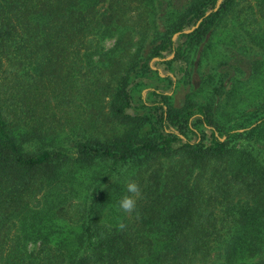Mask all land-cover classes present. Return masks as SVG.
<instances>
[{
    "label": "trees",
    "instance_id": "trees-1",
    "mask_svg": "<svg viewBox=\"0 0 264 264\" xmlns=\"http://www.w3.org/2000/svg\"><path fill=\"white\" fill-rule=\"evenodd\" d=\"M106 37L104 73L93 58ZM219 43L248 60L260 103L240 112L235 84L221 103L218 75L180 108L157 91L162 103L134 108L133 91L159 77L150 61L171 49L189 76L225 59ZM103 101L101 123L60 140L67 111L97 115ZM253 138L264 140V0H0V264H264V165L231 145ZM129 182L139 195L124 212Z\"/></svg>",
    "mask_w": 264,
    "mask_h": 264
},
{
    "label": "rangeland",
    "instance_id": "rangeland-1",
    "mask_svg": "<svg viewBox=\"0 0 264 264\" xmlns=\"http://www.w3.org/2000/svg\"><path fill=\"white\" fill-rule=\"evenodd\" d=\"M185 4V3H184ZM104 7H106V4H104ZM194 28L192 26H189V28H186L183 32V35H176L174 36V41L176 45L179 42H184L187 38L185 37L188 35ZM185 34V35H184ZM219 38L221 36H218ZM127 39H132V44L135 45V47L132 48L129 47V43L127 44L128 49H126V52H132L134 53L136 50V46L138 45L139 38L138 37H127ZM217 40V39H215ZM101 47V56L98 59L97 56L93 58L94 64H97L101 72H106V70H114L111 61H114L115 55L111 53V50L114 48V44L116 41V37H106L104 39L98 40ZM218 41V40H217ZM217 43L216 41H214ZM231 42H228L230 44ZM238 45H241L239 41L237 42ZM214 44V43H213ZM126 45V44H125ZM217 50L221 53L220 55L224 57V60H220L218 57H212L210 56L207 60H205L203 63V66H198L197 64H194L192 66L191 71H193L189 76L186 74L184 76V72H177V65H179L178 60H174V55L171 52V49L166 50L163 52V58L161 59H153L150 61V68L152 71H156L158 73L157 77L156 75L152 76L150 79H146L143 81V86L138 87L137 90H134L132 93L133 96V106L134 108H138L141 106V99L143 98L148 104H154V103H162V96L156 94L155 91L161 93L162 95H168L169 96V102L172 104V106L180 108L182 107L187 98L190 94L196 93L195 91H198L199 85L202 83V81L207 80L208 78H211L212 81L220 80L221 76H225V80L221 84L223 86V94L220 97V101L227 102V93L231 90V87L237 85V88H240L243 92L242 95L240 94H234L233 96V102L240 104L241 108L239 109L241 111L247 110L248 106L257 101V103H260L262 100L261 98H258V96L253 95L252 91H249L248 86L246 84V78L249 76V70H248V64L246 61H248L246 58H240L238 56H234V51L230 50L228 48L221 47L220 43L219 46L217 45ZM232 51V52H231ZM218 53V52H217ZM120 53L117 54L119 57ZM198 59V58H197ZM243 59V60H242ZM129 58L125 57V55L122 58L121 63L127 64L129 63ZM241 63L242 71H235V66ZM227 75V76H226ZM250 85V84H249ZM200 95V94H199ZM209 95H207L206 92L204 94L200 95L199 97L195 98V103H204L207 102V98ZM209 101V100H208ZM88 106L92 104V102L89 100ZM227 106V110H230L232 108V104ZM93 109L96 111L97 115H91L90 112L86 111L87 114H83L80 116H77L73 111H67V115L65 116L66 122L64 120L62 121L63 124L60 128L59 138L60 140L64 141L66 137V132H70L73 128L74 130H79L82 125L87 121H96L97 124L101 123L103 120V114L107 113V103L103 101L102 103L96 104ZM143 110V109H142ZM141 111V110H140ZM154 111H156L154 109ZM157 113H161V111H156ZM135 113H139L136 112ZM64 117V116H63ZM94 118V120H92ZM195 118V117H194ZM194 128L203 134V142L205 144L209 143L207 136L210 135V131L202 127L198 121H194ZM172 130L175 131L173 128ZM242 132V131H240ZM188 139L190 141H195V137L188 133L187 134ZM72 140L69 139V141ZM65 143V142H64ZM233 147L240 148V147H248L254 155H256L260 161L264 165V140L263 139H256L253 138V140H244L240 139L237 141H234L231 143ZM89 195H86L84 192L81 195L79 193V197L77 199L83 200L88 199ZM37 248V245L33 244L29 247V249H35Z\"/></svg>",
    "mask_w": 264,
    "mask_h": 264
},
{
    "label": "clouds",
    "instance_id": "clouds-1",
    "mask_svg": "<svg viewBox=\"0 0 264 264\" xmlns=\"http://www.w3.org/2000/svg\"><path fill=\"white\" fill-rule=\"evenodd\" d=\"M128 194L124 195L120 200V208L124 212H132L136 205V197L139 195V189L136 183L129 182L126 187Z\"/></svg>",
    "mask_w": 264,
    "mask_h": 264
}]
</instances>
